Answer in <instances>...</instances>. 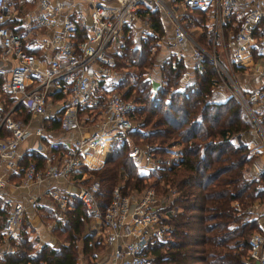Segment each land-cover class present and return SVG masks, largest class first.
I'll use <instances>...</instances> for the list:
<instances>
[{
	"label": "built area",
	"instance_id": "built-area-1",
	"mask_svg": "<svg viewBox=\"0 0 264 264\" xmlns=\"http://www.w3.org/2000/svg\"><path fill=\"white\" fill-rule=\"evenodd\" d=\"M9 1L0 0V59L14 61L4 89L15 102L0 120V209L8 210L0 221V264L15 248L28 208H37L45 197L60 203L49 204L55 214L60 213L69 194H75L96 218L95 233L106 246L91 264H156L150 245L170 237L171 217L179 211L177 192L153 187L124 192L116 184L103 209L97 198L100 179L80 175L83 165L101 167L116 140H127L139 172L160 164L156 143L135 142L129 135L136 125L132 113L136 103L117 85L115 48L122 46L125 28L146 36L153 32L151 15L160 11L173 25L168 39L172 51L189 46L193 68L210 57L220 77L233 82L234 93L259 126L264 143V0H171L172 5L165 0H86L88 9L84 0H36L22 15ZM194 11L206 16L213 51L186 24V12ZM238 68L252 80L237 83ZM21 103L30 111L27 120L14 115L15 105ZM59 111L63 132L79 130L74 137L54 138L48 130L47 123ZM31 135L36 136L33 145L46 154L43 165L34 159L21 162L19 146ZM94 157L100 159L98 165L92 164ZM17 171L21 175L17 187L31 183L46 187L27 202L4 195L1 189ZM231 203L251 220L239 199ZM258 222L248 237L245 264H264V220ZM29 234L35 237L32 231ZM42 243L38 239L35 245L40 248Z\"/></svg>",
	"mask_w": 264,
	"mask_h": 264
},
{
	"label": "trees",
	"instance_id": "trees-1",
	"mask_svg": "<svg viewBox=\"0 0 264 264\" xmlns=\"http://www.w3.org/2000/svg\"><path fill=\"white\" fill-rule=\"evenodd\" d=\"M157 12L160 11H153L151 15L155 31L150 33L152 37L138 46L132 31L125 33L121 52L115 54L118 67H140L132 82L122 79L126 88L118 86L125 97L133 98L136 103L132 113L137 124L129 135L135 142L157 144L160 164L152 172L156 174L153 184L160 192L166 193L171 188L177 192L175 204L179 211L171 217L174 227L170 237L150 245L155 263L245 264L243 256L256 222L245 220L244 214L238 213L231 202L239 199L244 204L246 199L259 195L258 192H264V189L255 192L257 180L247 176L246 172L248 146L243 141L234 142L233 138L248 130L252 123L235 97H213V85L221 77L208 56L194 68L195 80L184 87L180 86L186 67L184 62L172 55L166 57L161 69L162 81L158 87H153L147 70L155 58H149V51L151 43L157 41L155 33H162L164 29ZM202 25L204 28V23ZM204 36L205 32L199 33V40ZM21 105L26 109L27 120L30 111L24 103ZM60 115L61 111L47 123L48 129L53 132L59 130ZM61 146L58 150H62ZM35 158V150H32L21 157V162ZM91 160L98 164L95 159ZM92 171L101 182L97 198L103 209L118 178L125 181L120 182L123 191L130 192L129 184L132 188L144 189L148 186L147 178L151 177L137 171L125 139L116 140L105 163ZM68 201L70 207L66 222L55 227L61 240L58 247L43 242L37 248L35 242L38 237L30 238L24 223L15 248L5 254L3 262L77 264L81 241L89 262L95 259L104 243L94 233L85 230L92 217L75 194H69Z\"/></svg>",
	"mask_w": 264,
	"mask_h": 264
},
{
	"label": "rangeland",
	"instance_id": "rangeland-1",
	"mask_svg": "<svg viewBox=\"0 0 264 264\" xmlns=\"http://www.w3.org/2000/svg\"><path fill=\"white\" fill-rule=\"evenodd\" d=\"M165 1L168 4L172 5L171 0H165ZM32 3H33L32 0H23V3L19 2L18 0H10L9 1V5H11V8H14V10L15 9L18 10L17 14H19V15H22L24 13V11L32 5ZM180 9H181V7H180ZM157 14L159 15V18L162 21L164 29H163L162 33L156 32L157 34L155 33V35H154L156 37L157 41L155 43H151L153 45L151 47V50L149 51V58H151L153 56L155 58V62L152 65V67L149 66L150 68H148L147 71L149 72L150 69L153 67H158L159 69H162V64H163L165 58L168 56H171V55L175 56L176 58H181L182 61L184 62L185 66L188 65V66H190V68L192 70H194L192 68L193 63H194V59L192 58V56L190 54H188L190 47L186 46V49L181 50L180 52H173L172 49L170 48L169 44H168V39H170L172 36L173 25L167 19V17L164 14H162L160 12H157ZM185 16L187 19L186 24L188 25V27H190L193 30V33L198 35L201 30L203 32H205L204 39L203 40L200 39V40L207 49L213 51L214 45L211 41L212 34L209 32L208 29L205 30V27H204V29H202L203 25L202 26L199 25L197 28L195 27L196 23L201 24L202 20L205 21L206 16L204 18L203 17L201 18V16H204V13H201L198 11H194L192 13L186 12ZM16 21L18 22L17 18L15 19V22ZM34 32H35V30L31 29L30 33H34ZM151 34L147 33V36L142 35L141 33L140 34H134V36H133L134 42L136 43V45L142 46V42L144 40H148L152 37V36H150ZM31 39H34V36H32ZM115 49H116V51L114 52L115 54H118L121 52V48L116 47ZM125 60H128V59L125 58ZM116 61H117V57L115 55V63H116ZM114 68L119 71V80L117 82V85L118 86L120 85V87L122 89L126 88V85L122 84V79L127 78V80L129 82H132V80L135 79L134 73L136 72V74H137L140 71V67H135V66H131V65L118 67L115 64ZM8 69H9V65L6 62H3L2 59H0V120L2 118L3 113L5 111H8L10 109V107L15 102L14 96H12L10 93H8L4 89V81L7 77ZM186 69H187L186 67L183 69V73H182L181 78H180V81H181L180 86H182V87H184V85L186 83L192 82L195 80V74L193 71H192V73L190 72V76H187L186 78L184 77V75H185L184 72ZM237 70H238L237 76H235V78H234L235 81L237 83H240V82H242L243 79L246 80L244 75H242L243 68H238ZM184 79H186V83H184ZM153 85L155 88L158 87V85H159L158 81L153 80ZM233 87H234V84L231 80H229V79L223 80L222 78H219V80L216 81V83L213 85V97L216 99H223V98H227L228 96H233L238 100L236 94L233 91ZM15 107H16L15 108L16 110L14 111V115H16L17 117H21V118L25 119L26 113H27L26 109L21 104H16ZM242 108H243V113L251 121L252 125L248 130H245L244 132L238 133L237 137L233 138V141L234 142H238V141L242 142L243 141L248 146V151L246 153V157L249 160V162L246 164V172H247V176L254 177L257 180L256 189H255V192H257L261 188L264 189V143L262 140L261 130H260L259 126L256 124L255 120L253 119V116L249 113L248 109H246L243 105H242ZM136 124H137V121H136ZM83 127H86V122L83 123ZM57 129H59V131H60V128H57ZM110 153H111V151H110ZM21 154H22V156L24 155L23 153H21ZM97 162H98V164L100 163V161H97ZM136 167H137V171L139 172V168L137 165H136ZM99 168H92V167H89L87 165H83V166H81L82 170L80 171V175L84 174V172H85V174H86L85 177H88V179L93 178V177H96L99 179V176L96 174V172L92 171L93 169H99ZM258 168L261 169L260 174L257 172ZM156 169L157 168H152L148 172H139V173L151 176L150 178H147L146 183L148 182V186L145 188L153 187V188H156L158 192H160V190H158V188L155 186V184H153L155 182V179H156V174L152 173V172H154ZM258 181L261 183V185H258ZM120 182L123 183L125 181H124V179L118 178V183L117 182L116 183L121 184ZM129 186L130 187L128 188V190L130 192H132L134 190H142V189L132 188V186L130 184H129ZM258 193H259V195H256L250 199H246V201L244 203V205L247 206V212H249V216H251V220H254L256 222L255 229L258 228V226H259L258 219H260L261 221L264 220V192L261 191ZM52 202L56 206H60V203L57 200H54ZM69 207H70L69 201H67V204L64 208V211L55 214L51 207L45 206L44 203H42L41 205H39V208H37L38 209L37 212L40 213L41 212L40 210H43L47 214V216L52 217L51 219L58 217V219H56V226L57 225L59 226V225L63 224L64 222H66V218L68 216L67 210ZM88 223H90V220L88 221ZM32 228H33V226H31L29 224V222L27 221V223H25L24 229L28 232V235H30L29 232L32 230ZM85 230H86V225H85Z\"/></svg>",
	"mask_w": 264,
	"mask_h": 264
},
{
	"label": "crops",
	"instance_id": "crops-1",
	"mask_svg": "<svg viewBox=\"0 0 264 264\" xmlns=\"http://www.w3.org/2000/svg\"><path fill=\"white\" fill-rule=\"evenodd\" d=\"M18 1L23 3V0H18ZM32 1H33V3H32V5L30 7L34 6L35 3H36V0H32ZM84 5H85V7L87 9H88V6H90L88 1H86V0H84ZM30 7H28V8H30ZM14 11L17 13L18 10L15 9ZM202 17L204 18L205 16H201V18ZM203 21L204 20H202L201 24L196 23L195 27L197 28L199 25L202 26V23H204V26L206 28V24H205L206 20L204 22ZM202 29H204L203 26H202ZM131 31L133 33V36H134V34H136L134 29H130L129 28V29L125 30L124 31V36L122 38V41H123L122 43H124L125 35L127 33L131 32ZM202 32L203 31L201 30L199 33H202ZM184 49H186V47L182 48V50H184ZM188 54H190V48H189ZM3 62H6L9 65L8 74H7V77H8L9 74H10V68L14 64V61L11 60V59H5V60H3ZM186 68L187 69L184 72L185 73V75H184L185 78L187 76H190V72L192 73V71H193L190 68V66H188V65L186 66ZM149 75H150V77L152 79V84H153V80L158 81L159 84L161 83V81H162V71H161V69H159L158 67H153V68L150 69ZM244 77L246 78V80L243 79L245 81L252 80V78L250 76H248V75H244ZM184 83H186V79H184ZM153 87H154V85H153ZM48 130H50V129H48ZM78 133H79V130H72L70 132H63L62 130H60V131L58 130V131H54L52 135H53L54 138H58V137H60V138H72L75 135H77ZM35 137H36L35 135H31V136L27 137L26 139H24L22 141L21 145L19 146V152L23 153V154H26V153L32 152V150H35V155H36L35 160L39 163V165H43L47 161L46 160V154H45V152L43 150H38L36 148V146L33 145L34 142H35ZM91 159H95L96 161H100V159L97 158V157H94V158H91ZM92 164L97 165L95 163V161ZM20 181H21V175L18 173V171L14 172L9 177L6 186L4 188H2L1 191L3 192L4 195H8L9 194L15 199H21V200L27 202V199H28L29 196H31V194L37 193L38 191L43 190V187L44 188L46 187V185L37 186L35 183H31V184L23 185V186L20 185V186L17 187L16 185H17V183L19 184ZM0 201L1 202L3 201V197H0ZM41 201H42V203H44L45 206L51 207L49 204H51L52 200L43 197ZM37 208H39V206ZM37 208H31V207L28 208L27 214L25 216L26 217L25 218V222L27 223V221H28L29 224L31 226H33L31 231H32L33 235H35V237H38L39 241H41V242H49L53 246L58 247L60 245V243H61V240L57 237L56 232H55L56 219H58V217H55L54 219H51L52 217L47 216V214L43 210H40L41 214L39 212H37V210H38ZM7 213H8V210H6L5 207L0 209V221L3 220V218L5 217V215ZM97 226H98V224H97L96 218H91L90 223H88V222L86 223V231L87 232L89 231V232L94 233L96 235L95 230H97ZM96 236H97V238L99 240H101L98 237V235H96ZM105 247L106 246H105V243H104V248ZM104 248H102L97 253V256L103 251ZM92 261L89 262L87 255L83 252V246H82V241H81V243H80V253H79V256H78V259H77V264H91ZM110 261H111V259L107 256L106 263H109Z\"/></svg>",
	"mask_w": 264,
	"mask_h": 264
}]
</instances>
